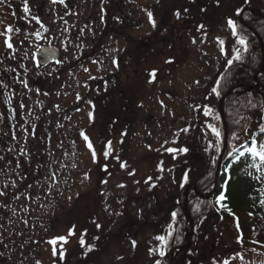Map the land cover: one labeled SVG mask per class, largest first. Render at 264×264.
Masks as SVG:
<instances>
[{
    "label": "trees",
    "instance_id": "1",
    "mask_svg": "<svg viewBox=\"0 0 264 264\" xmlns=\"http://www.w3.org/2000/svg\"><path fill=\"white\" fill-rule=\"evenodd\" d=\"M254 1L235 0L233 4L232 0H197L195 9L189 10L187 16L189 20L215 26L218 18L228 12L227 17L235 22L238 36L247 41V51L239 42L233 45L228 61L221 62L218 76L210 82L220 93L217 96L210 88L209 98L214 104L211 112L216 114L221 97L234 89L224 102L229 143L216 194L208 199L199 196L195 189L189 193L188 205L195 221V232L191 244L181 250L174 251L176 247L185 245L192 229L184 206L185 189L191 182L198 184L200 192L213 187L225 142L221 117L218 126L212 124L221 133L220 137L210 127L204 128L200 137L199 129L203 128L198 126L197 117L191 116L186 132L180 137L184 143L181 148L187 149L184 158L178 155L176 159L174 152L166 153V144L160 146L156 160L152 162L155 175L149 179L156 187L146 195L153 203L141 205L135 214L129 211L125 198L124 204H120L123 206L120 208L118 205L113 214L105 209L107 214L101 215L99 208L91 209L92 206L88 205V196L78 197L64 215L68 226L64 234L71 229V234H68L72 242L48 261H43L40 247L46 240L57 239L59 234L54 232L59 226L56 222L63 216L57 213L55 221L53 218L43 223L44 203L52 198L55 206L64 203L63 199L74 185L75 170L68 163L67 139L64 136L56 141L52 139L53 135H59L70 113L54 103L57 88L54 76L32 78L28 82L26 74H30L31 69L27 67L28 62L21 59L20 53L10 56L11 53L7 52L2 57L0 191L6 195L0 196V264H107L102 255H107V250L115 243L122 251L129 249L124 256L125 260L128 258L125 264H157V261L159 264H231L222 256L232 252H255L258 247H264V166L263 170L253 171L250 178L235 179L239 168L252 158L245 146H251L252 139L257 144L264 142V133L261 132L264 126V71L256 80L264 64V0H257L262 16L247 12L245 24H242L237 14L238 10L240 13ZM237 50L240 59H236ZM243 85L256 87L248 91ZM45 94L46 98H40ZM111 103L101 110L105 124H101L99 129L100 166L104 165V158L111 159L116 148L121 153L127 140V130L132 124L121 120L122 125L118 129L124 128V131L120 133V140H116L117 131H113L114 126L107 121L118 118L122 113L127 116L130 111L128 108L120 109L116 99ZM217 115L220 116L219 113ZM177 142L179 139L172 144ZM234 149L244 151L245 155L237 158ZM229 152L233 155L230 156ZM165 153L167 160L163 161ZM167 169L172 170V177L170 184H166L168 191L161 193L159 187L162 182H168L162 180ZM98 176L100 191L101 169ZM119 218L122 221L118 229L113 230ZM128 233H138L145 239L127 248L120 242L128 240ZM158 236H164L167 243L158 240ZM114 261L111 263L117 264Z\"/></svg>",
    "mask_w": 264,
    "mask_h": 264
},
{
    "label": "rangeland",
    "instance_id": "2",
    "mask_svg": "<svg viewBox=\"0 0 264 264\" xmlns=\"http://www.w3.org/2000/svg\"><path fill=\"white\" fill-rule=\"evenodd\" d=\"M26 1V0H23ZM171 0H168L166 3V8L170 5H168L170 3ZM11 0H3L2 3H0V33H6V29L9 26H13L14 23V14L13 11L11 10V7L9 6ZM33 6H36V4H38L39 0H32L31 1ZM233 4H234V0H232ZM150 4V0H144V2H142V5H147ZM184 0H179L178 5L179 4H183ZM90 4L91 2H87L86 4L81 5V7L79 8V13H75V14H70V15H64V20L63 19H56L57 15H53V19L55 21H57L55 24V26H53V29H57L60 27V23L63 20L64 22H67L70 20V23H75L73 26V29L78 28V27H84V23L86 22L88 16H89V11L88 9L90 8ZM165 4V3H163ZM168 5V6H167ZM89 6V7H88ZM253 6L254 7H259L258 6V1L255 0L253 2ZM140 7V6H139ZM24 13H22V15L20 16V20L23 21V16ZM140 18H138L139 20L142 19L144 16L143 14H140ZM46 16V15H45ZM63 14H59V17H62ZM96 16V15H95ZM102 18V15H98V20L100 21ZM32 24L29 26H34V23L36 22L35 19L32 20ZM28 26V27H29ZM96 28V26H95ZM95 28L91 29L89 34H94L95 32ZM99 29V27H98ZM31 30V29H28ZM86 32V30L83 31V34ZM81 34V35H83ZM217 37L213 38L210 37L208 38V41H204L203 45L199 48H201V52L197 53L198 50L196 51V43L200 41V37H196L195 39H193L191 41V43L189 42L188 46H187V50H188V57L189 60L186 64L183 65V68L181 67V69H184L186 71V73L183 71V73H181L178 81H177V88L179 90L182 91H188L187 94H189V92L192 89V85H194L198 79L199 76H201L202 71L204 70V66L203 65H198L197 64V59L198 57H202L201 54L202 52H205L207 55H209L210 57L212 55L214 56H218V57H224V44H220L222 38H228L229 35H226L223 33V30H220V32L216 33ZM7 34H0V56L3 54L6 46H7V40H6V36ZM80 35V36H81ZM110 43L109 45L112 46L116 51H117V43H116V38H112V36L108 37V40ZM61 47L63 45V40H61L60 42ZM63 48V47H62ZM236 54V52H235ZM202 63H206V60H201ZM195 63V65H194ZM208 64V62H207ZM197 66L194 67L192 70L190 68H192V66ZM55 67H50L49 70L52 71ZM59 69V67H58ZM209 73H207L209 76L212 72V67L209 68ZM69 76V77H68ZM77 76V77H76ZM165 79V78H164ZM141 81H146V77H141L140 79ZM204 80V78L202 79ZM163 79L160 80V85L161 87H163ZM93 83V78H88L87 75L81 74V75H77L76 72H72L70 75L65 76L64 78H62L58 83H57V91L54 95L55 97V102H62L64 104V107H66V109H70L71 112L73 110V114L70 116V118L65 122V124L63 125V127L61 128V131L59 132V129L55 132V134H57L59 132V135H53L52 139L53 140H57V138H65L67 139L68 142V146L70 148V154H69V161L68 163H71L72 167L74 166V170H75V176H74V180H73V186L70 188V191L67 193V196H65L64 203L59 204L58 206H55V202L52 199H49L47 201H45V205L44 208H42V219L41 221L43 223H45V221L48 223L50 220L55 221L56 219V215L57 213L60 214V216H62V219H58L57 220V225L60 227H58L54 234H59V236H57V239L55 240L56 246L53 245V241L50 240H46L44 241V243H42L41 247H40V251H41V256L43 261H48L51 257H53L55 254L58 253V250H62L65 247H67L71 242V236L68 234V232L71 234V229L68 230V232L66 233V235L64 234L66 229L68 228L67 224H66V219L65 218V214L67 213V211L70 209V207L72 206V203L75 201L74 197L76 194L81 193L82 195H88L89 197V201H88V205H91L93 209L95 203L97 202V198L99 197V193L97 190L94 189V187H96V183L97 180L95 179V171H94V167L96 165V159L97 156L95 155V158L93 157V150L95 151L96 146H95V142L91 141V143L94 145H92V148H89V140L85 139L86 134H82L81 133V129H83L88 123H90V121L93 119V111L91 110V104L90 101L92 99L93 96L96 95L97 91H91L90 94L88 95L87 100H83V96L84 94L90 89V85ZM81 93H80V92ZM162 101L167 104H169V102L174 101L173 97L170 95H161ZM181 98V97H179ZM152 104V106H151ZM151 104L148 105L149 110L151 113L156 114L158 117L161 115V110L154 104L151 102ZM160 106H163V104H160ZM81 109V110H80ZM78 111V112H77ZM164 112H167L166 110H162ZM140 113L143 115V118L146 117L147 112L145 110L140 111ZM189 113V107L187 106L186 108V114ZM175 114L173 111H171L170 117L167 116L166 119L168 120H172L174 118ZM142 118V119H143ZM163 120L165 119V117H160ZM157 119V118H156ZM179 121V120H178ZM0 123H1V114H0ZM145 123L143 121L140 122V124L138 123L137 125V130L135 133V141H137L138 145L136 146V149L138 150V152H136V155H139L141 152L139 151V149H141V145H144V140H148V138L143 137L142 134L144 132H146L148 130V128H152L151 130H153L155 133H153V135L158 134L159 137L158 138H153L151 137V139L149 138V142H150V146L144 148V156H139V162L137 161V166L134 172V165H135V161L131 158L130 159V164L133 166V170L131 169V166H129V168L127 167V174L125 172H123V176L121 177V182L122 183H128V184H136L139 179H146L150 176V174L152 173V164H151V157L149 156L150 154L153 153L154 150L157 149L158 145L160 144L161 140H162V135L160 134L161 130L159 128L158 125H156V127H154L153 125L151 126H146L144 125ZM170 125L171 123H163L162 126H165V132H170ZM178 126H180V124H178ZM160 131V132H159ZM163 132V131H162ZM88 133V131H87ZM141 133V135H140ZM74 140V141H72ZM74 143H76L74 145ZM143 148V147H142ZM135 150V149H134ZM251 161L252 158L250 159ZM257 163H259V161L257 160ZM262 164H261V168H262ZM93 168L92 174H89V169ZM249 168L248 166L243 167L240 169L239 171V176H241L242 178L247 174L246 169ZM255 170H257V168H254ZM260 170V169H259ZM115 171V170H113ZM116 173V174H115ZM112 173L111 176L107 175V177H105V180L103 182V188H106L108 185L109 187H111L113 184L118 182V176H117V172ZM96 175H97V171H96ZM167 176V175H166ZM85 182V183H84ZM58 191V190H56ZM103 191V190H101ZM102 215L101 211L98 212ZM133 237V235H132ZM63 238V239H61ZM138 241H143L145 238L144 236H140L138 235ZM231 240V239H230ZM231 245L232 242L229 241ZM122 243V242H121ZM122 244L126 245V247H128L127 245L130 246L129 242H123ZM129 250V249H127ZM107 255H102V259L103 261L110 263L113 262L117 255H123V253H126L125 250H120L118 248V246L116 247H110L108 250ZM233 259V264H264V247H258V250L255 252H243L242 255H240V253L237 252H233L230 253ZM230 254L228 255H224L222 256L223 259L225 258V260H228L230 257ZM125 260V259H124ZM126 260H128V258H126ZM125 260V261H126ZM119 264H122L120 262H118ZM208 264H210L208 262Z\"/></svg>",
    "mask_w": 264,
    "mask_h": 264
},
{
    "label": "flooded vegetation",
    "instance_id": "3",
    "mask_svg": "<svg viewBox=\"0 0 264 264\" xmlns=\"http://www.w3.org/2000/svg\"><path fill=\"white\" fill-rule=\"evenodd\" d=\"M75 2V3H74ZM111 0H108L110 3ZM80 0H75L70 2V6L67 9L69 12L76 11L79 8ZM107 0H92L93 7L88 11L91 13H107L111 19L110 22L101 24L102 32L101 35H116L117 42H124L121 47H119V56L116 59L119 66L116 71H108V75L120 79L121 85H127V89L123 90L130 99V104L126 103L124 100L121 101L120 106L123 109L128 108L134 109L136 100L139 98L138 86H140L141 77L152 76L150 70L153 68L161 67L160 62H162V67L169 68L168 59L169 50L165 48L164 54L160 58L155 56L156 52V30L155 23H148L146 27L140 30V21L138 19L133 20V17L139 18V10L136 6L131 5V0H120L112 3L110 5H105ZM96 22L89 23L91 26ZM143 24V23H142ZM165 25V22H162ZM159 30L162 28L159 26ZM159 33V32H158ZM96 38L89 39L87 43H83V50H88L89 54L84 56L85 60H90V56L96 55V57H106L103 54L107 53L108 47L105 46V38L101 37L97 41ZM162 40L166 41L163 37ZM111 66V65H109ZM164 78H169L167 71L164 72ZM127 80H125V79ZM168 91V88H165ZM146 97L144 96L143 99ZM132 103V106H131ZM128 104V105H127ZM130 120H138V116L132 115Z\"/></svg>",
    "mask_w": 264,
    "mask_h": 264
},
{
    "label": "snow or ice",
    "instance_id": "4",
    "mask_svg": "<svg viewBox=\"0 0 264 264\" xmlns=\"http://www.w3.org/2000/svg\"><path fill=\"white\" fill-rule=\"evenodd\" d=\"M3 2V0H0V3H2ZM61 2H63V0H61ZM26 12L27 11H29V9L27 8V6H25V9H24ZM237 14L239 15V10H238V12H237ZM148 15H149V17L151 18V16H152V13H148ZM176 15H177V17L179 18V12H177L176 13ZM35 19H37L38 20V18H35ZM39 22V21H38ZM155 22L153 21V24H154ZM229 25L233 28V32H234V34H237L236 33V25H235V22L234 21H232L231 19H229ZM201 27H203V26H201ZM13 31V29H12V27L11 26H9L7 29H6V33H0V34H7V33H11ZM36 35L38 36V37H40V33L39 32H37L36 33ZM9 39H10V37H9ZM239 43L243 46V48H244V51H247V41H246V39L244 38V37H239ZM9 48H11L12 47V44L11 43H8V45H7ZM225 55H227V53L225 52ZM236 59H240V54H239V50H237V52H236ZM57 63H60V61H57ZM229 64H231V61H229ZM154 75V74H153ZM212 91L217 95V96H219L220 95V93H219V91L217 90V88H213L212 89ZM205 115H210L211 114V110L210 109H206L205 110V113H204ZM209 127L212 129V131H213V133H215V135L217 136V137H220V135H221V133L213 126V125H209ZM186 131V130H185ZM261 132L262 133H264V126H262L261 127ZM85 139L87 140L88 139V137L87 136H85ZM251 139V138H250ZM89 148H92V144L89 142ZM111 147V145H109V148ZM245 148H246V151H247V153L252 157V160H253V166H255L256 168H257V170H259L260 169V165L261 164H264V143H261V144H257V141L255 140V139H252V143H251V146H245ZM179 151H187V149H178ZM169 151H175L174 149H169ZM233 152H235L236 153V155H237V158L238 157H240V156H244L245 155V152L244 151H240L239 149H234L233 150ZM233 152H229V155L231 156V155H233ZM105 155H107L108 153H104ZM95 155H96V153H95V151L93 150V157L95 158ZM257 160L259 161V163H257ZM54 175V174H53ZM29 187H31L30 185H29ZM3 195H6V193L5 192H3V191H0V196H3ZM221 199H223V197H221ZM173 216H175V213H173ZM61 239H63V238H61ZM157 239L158 240H160V241H162L163 243H167V240H166V238L164 237V236H158L157 237ZM53 243H54V241H53ZM81 243L83 244L84 242L83 241H81ZM133 246H135V241H133ZM89 250H91V249H89ZM161 255H163L164 253L163 252H161L160 253ZM37 264H39V262H37ZM157 264H159V261H157ZM226 264H227V262H226Z\"/></svg>",
    "mask_w": 264,
    "mask_h": 264
},
{
    "label": "water",
    "instance_id": "5",
    "mask_svg": "<svg viewBox=\"0 0 264 264\" xmlns=\"http://www.w3.org/2000/svg\"><path fill=\"white\" fill-rule=\"evenodd\" d=\"M53 56H55V59L59 56V54L57 53V51H52V50H47V49H45V50H43L42 51V53L40 54V59H41V61H43V62H46L47 61V59L49 60H51V58L53 57ZM54 58V57H53ZM52 58V59H53ZM221 161H222V156L220 157V161H219V163L221 164ZM219 168H220V166H219Z\"/></svg>",
    "mask_w": 264,
    "mask_h": 264
}]
</instances>
